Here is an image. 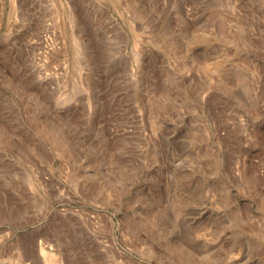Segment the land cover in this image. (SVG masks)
I'll return each instance as SVG.
<instances>
[{
    "label": "rangeland",
    "instance_id": "374dc122",
    "mask_svg": "<svg viewBox=\"0 0 264 264\" xmlns=\"http://www.w3.org/2000/svg\"><path fill=\"white\" fill-rule=\"evenodd\" d=\"M0 264H264V0H0Z\"/></svg>",
    "mask_w": 264,
    "mask_h": 264
}]
</instances>
